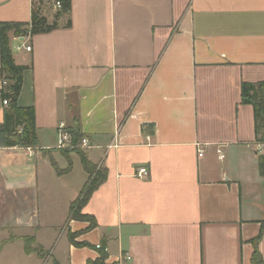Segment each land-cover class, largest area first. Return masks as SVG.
Listing matches in <instances>:
<instances>
[{
	"label": "crops",
	"instance_id": "1",
	"mask_svg": "<svg viewBox=\"0 0 264 264\" xmlns=\"http://www.w3.org/2000/svg\"><path fill=\"white\" fill-rule=\"evenodd\" d=\"M37 3L59 12L55 0H0V23L29 25ZM61 21L11 38L26 69L18 105L35 109L39 147H0V264H45L24 247L14 256L25 236L5 240L9 228L35 231L53 264L96 262L102 243L105 264H254L264 145L241 89L264 82V0H71ZM62 123L80 128L82 151L107 172L82 210L97 228L73 222L84 248L61 234L87 180L83 165L74 177L79 156L58 175L42 154L57 149ZM259 254L264 263V236Z\"/></svg>",
	"mask_w": 264,
	"mask_h": 264
},
{
	"label": "trees",
	"instance_id": "2",
	"mask_svg": "<svg viewBox=\"0 0 264 264\" xmlns=\"http://www.w3.org/2000/svg\"><path fill=\"white\" fill-rule=\"evenodd\" d=\"M61 3L62 9L58 13V18L69 16L71 13V0H55ZM42 7V5H40ZM42 8H33L31 22L29 25L20 23H0V79L6 81V87L3 90V99L8 100L9 106L4 111V122L0 125V147L1 148H38L39 139L37 136L35 124V109L33 107L21 108L18 105V99L21 94L23 86V74L26 70L25 67L17 66L15 64L13 53L11 49V38L48 34L58 29L60 26L56 22L54 25H49L43 17ZM70 26V23L67 24ZM30 26V31L24 28ZM242 104L252 106L255 119V133L256 141L264 145V82L260 83H244L241 89ZM77 126H79L77 124ZM72 136V147H80L84 135L81 133L80 128L68 129ZM63 153V154H62ZM61 155L67 159L68 168L61 171L55 161L51 159V165L58 175L67 173L72 168V161L70 155L77 154L83 165L84 170L88 175V180L80 192L77 200L72 203L69 219L79 222L90 223L87 231H92L97 228V221L94 217L84 215L83 208L89 202L92 194L106 181L107 172L104 169L95 171V167L88 159L87 155L82 149L73 150L71 152H62ZM259 170L261 176L264 178V154L259 156ZM77 205V206H76ZM76 206V207H75ZM264 236V225L261 228L259 235L251 241L254 252L252 261L254 264H264L259 254V244ZM69 242L76 248L89 247L86 243H76L73 237H68ZM98 249L100 258L96 262L89 261L87 264H105L107 259L106 245L102 243ZM25 251L27 254L34 253L35 250L26 246Z\"/></svg>",
	"mask_w": 264,
	"mask_h": 264
},
{
	"label": "rangeland",
	"instance_id": "3",
	"mask_svg": "<svg viewBox=\"0 0 264 264\" xmlns=\"http://www.w3.org/2000/svg\"><path fill=\"white\" fill-rule=\"evenodd\" d=\"M42 7H43V5H42ZM42 7L38 3L35 4V9L42 8ZM44 7H45V5H44ZM44 7L42 9V14H43V17L46 19V21L48 22L49 25H54L56 22L58 24H60V25L63 23L62 21L60 23V18H58V13L59 12H53L51 10H48V9L44 8ZM45 9L47 11H45ZM24 29L26 31H30V26L25 27ZM21 37H23V35H21ZM36 149L37 148H34V150H36ZM77 149H81V148L80 147H76V148H74V147H70V148L57 147L56 150H44V151H42V154L45 157L49 158L50 163H51V159H53L55 161V157H54L55 153H59L61 155L62 152H71V151L77 150ZM61 156L63 158H65L63 155H61ZM55 163L57 164L56 161H55ZM57 166H58V164H57ZM82 169L83 168H82L80 157L76 158V163L74 164V177H76V175H79L80 171H83ZM100 169H101L100 165L95 167V171H99ZM86 179L88 180V175L86 176ZM87 180H86V182H87ZM73 183L74 184L77 183V180L75 178L73 180ZM73 222H79V221H74L72 219H68V221L65 223V225L61 228V234L64 235L65 237H67V238L68 237H73L75 242L78 243L82 232L74 230ZM83 223L88 224L89 225L88 227H90V223L88 221L83 222ZM9 232H10V235L6 236L5 240H7L6 238H8V237H9L8 240H10V239L14 240L12 237H14L15 234H18L19 236L20 235L25 236V238H23V239H20V240L18 239L20 243L17 244V246H15L13 248L14 256H16V254H18L19 256H22L23 247L26 248V246H29L31 249L35 250V254H38L39 256H41L40 259H42L43 263H45V264H53V255L52 254L54 252L51 253V252L46 250V252L44 251L43 254L40 253V250H38L39 247H37V245H36L37 238H35V236H34V232L35 231L27 230V229L17 231V229H15V228H9ZM59 235H60V231L57 234V236H59ZM46 249H48V247ZM3 264H12V263H11V260L9 259V260H5ZM20 264H22L21 261H20Z\"/></svg>",
	"mask_w": 264,
	"mask_h": 264
},
{
	"label": "built area",
	"instance_id": "4",
	"mask_svg": "<svg viewBox=\"0 0 264 264\" xmlns=\"http://www.w3.org/2000/svg\"><path fill=\"white\" fill-rule=\"evenodd\" d=\"M62 9V5L59 2H56L54 5V10L55 11H60ZM31 47L28 46L26 47V51L27 52H31ZM6 86V83H3ZM3 105L5 107L9 106V102L8 100H4L3 101ZM58 147H63V148H70L72 147V136L71 133L68 132L67 127L64 123H62L59 126V142H58ZM90 147V144L88 142L87 139H83V142L80 146V148L83 149H87ZM203 150L199 151V156L202 157L203 156ZM218 154L220 155V159H224V156L222 155V152L219 150ZM149 175V171L146 168H140L137 172V178L139 179H145L147 176ZM101 247L98 246L97 249H100ZM124 262L125 264H131L132 262V257L130 255L125 256L124 258Z\"/></svg>",
	"mask_w": 264,
	"mask_h": 264
},
{
	"label": "water",
	"instance_id": "5",
	"mask_svg": "<svg viewBox=\"0 0 264 264\" xmlns=\"http://www.w3.org/2000/svg\"><path fill=\"white\" fill-rule=\"evenodd\" d=\"M76 131H78V129H76Z\"/></svg>",
	"mask_w": 264,
	"mask_h": 264
}]
</instances>
